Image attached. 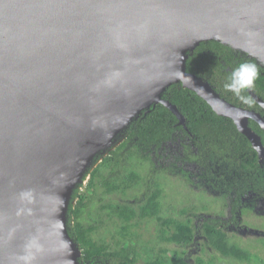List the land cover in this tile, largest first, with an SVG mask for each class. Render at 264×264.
<instances>
[{
    "label": "water",
    "instance_id": "obj_1",
    "mask_svg": "<svg viewBox=\"0 0 264 264\" xmlns=\"http://www.w3.org/2000/svg\"><path fill=\"white\" fill-rule=\"evenodd\" d=\"M209 40L264 67V0H0V264H79L74 190L142 111L158 103L184 125L162 98L172 85L263 152L247 125L262 119L186 71Z\"/></svg>",
    "mask_w": 264,
    "mask_h": 264
},
{
    "label": "trees",
    "instance_id": "obj_2",
    "mask_svg": "<svg viewBox=\"0 0 264 264\" xmlns=\"http://www.w3.org/2000/svg\"><path fill=\"white\" fill-rule=\"evenodd\" d=\"M245 62L255 64L259 70L250 90L264 96V67L247 55L217 41L201 42L185 64L187 72L206 81L226 102L253 108V101L246 90L242 95L249 99V103H242L224 88L232 70ZM162 98L177 107L184 118V125H179L177 117L161 104L150 107L148 113L142 111L138 119L130 124L122 142L88 172L84 191L81 193L79 189L74 190L67 212V226L70 238L80 250L79 264H138L139 252L135 247L124 242L115 244V248L100 244L92 237L98 225L95 219L91 223L83 222L85 213L89 217V195L99 186L105 195L119 193L123 198L127 191L139 190L132 198L135 206L105 204L99 207L102 210L108 209L118 218L122 223L121 233H129L132 220L157 218L161 226L160 232L164 234L162 239L177 246L191 242V219L183 217L188 214V210H193V206L188 210L181 209L178 216L181 220L160 219L158 214L159 198L164 186L161 180L173 185V189L178 188L180 177L175 171L178 160L195 162L202 173L213 179L214 188L222 191V200L236 197L232 205L234 209L240 198L248 193L264 196V135L261 139L263 152L258 157L257 151L236 130L232 121L216 115L194 92L181 85H172ZM178 138L183 139L182 155L171 157L165 153L164 144ZM85 178L86 175L83 179ZM120 208L129 209L124 212ZM98 213H95L96 217H99ZM190 214L194 215L193 212ZM220 225L221 222L216 219L205 221L203 229L209 245L222 256L238 260L249 259L244 252L229 245L227 235L219 228ZM173 257L175 255L171 258H149L141 264H176Z\"/></svg>",
    "mask_w": 264,
    "mask_h": 264
},
{
    "label": "rangeland",
    "instance_id": "obj_3",
    "mask_svg": "<svg viewBox=\"0 0 264 264\" xmlns=\"http://www.w3.org/2000/svg\"><path fill=\"white\" fill-rule=\"evenodd\" d=\"M129 127L124 129V131L116 138L117 140L113 141L107 151L101 153L96 157V159L87 167L86 178L82 184H85L87 181V174L92 170L100 160L106 156V154L115 148L122 139L125 138L127 130ZM169 151L176 153L178 151V142L172 141L171 143L165 146ZM80 189V188H79ZM134 190L127 191L126 197H121V195L111 194L105 195L103 189L99 186L94 193L89 195L90 201L87 208L89 211V217L87 213L83 217V222L85 224L91 223L95 219V213L99 211L101 204L110 203V204H120L124 202L127 196L134 195ZM164 198L160 200V203L163 204L161 207V216H170L174 219H180L181 209L186 208L190 209L192 204H196V200L193 198L192 191L182 192L179 188L176 190L173 189V185L166 183L163 187ZM100 201H98V199ZM199 206V205H198ZM219 206L215 205L214 210L218 211ZM255 213L249 215H244L239 224V230L232 232L228 230V243L244 252L249 259L247 260H238L230 256H222L214 250V248L208 244L203 245L204 238H199L192 246L187 248H181L175 244L164 243L161 240L156 238V229L158 221L155 220H144L139 222V226H132L131 231L134 234L136 240L130 243V246H135L139 252L138 264L142 263L143 260L147 257L159 255L160 250H166V256L176 255L178 259L186 261V264H264V203H260L259 207L255 209ZM86 211V212H87ZM124 211H126L124 209ZM192 211V210H188ZM225 214V210L222 213ZM257 216V218L255 217ZM104 220H106L107 215H103ZM113 220V219H112ZM116 226L114 222L107 221L101 228H99L95 233H93V240L100 243L106 244L115 248L116 244ZM200 261V262H199Z\"/></svg>",
    "mask_w": 264,
    "mask_h": 264
},
{
    "label": "flooded vegetation",
    "instance_id": "obj_4",
    "mask_svg": "<svg viewBox=\"0 0 264 264\" xmlns=\"http://www.w3.org/2000/svg\"><path fill=\"white\" fill-rule=\"evenodd\" d=\"M246 91H247L250 99L253 101V108H245V107H240V106H235V105H233V106L240 108L242 110L257 114L262 119V121L264 122V96L256 94L255 92H253L250 89H247ZM253 96H255L258 100H260L262 104L257 102ZM232 123H233V121H232ZM233 125L235 126L234 123H233ZM247 125L251 129V131H253L260 138V142H261L262 135H264V127L259 122L255 121L252 118L247 119ZM235 128H236V126H235ZM236 130H237V128H236ZM175 141L178 142V151L176 153H174V152L169 151L165 147L167 144L172 142V141L171 142L169 141L166 144H164L165 153L166 154L168 153L171 157H173V156H180L181 157V155H182L181 154V151H182V145L181 144L183 143V139L178 138ZM261 145H262V143H261ZM257 153H258V157H259V152L257 151ZM101 160H100V162H101ZM175 171L180 177V182L178 183L177 187L182 192L192 191L193 198L196 200V204L195 205L192 204L193 210L192 211L186 210L188 212V214H185L183 217V219L184 218H190L191 219V223H190V228L192 230L191 242L186 244V245L179 246L181 248H187L189 246H192L197 241L199 242V238H204L205 241H204L203 245H205V244L209 245L208 237L205 233V230L203 229V225H204L205 221L211 220V219L219 220L221 222V225L219 226V228H221V230L226 235H228V230H231V233H232V232H236V230L240 229L239 224H240V221L242 220V217L244 215L246 216V215H249L251 213H255V211H256L255 209L259 207L260 203H264V196H260L257 193H253V194L248 193V195H245V196L240 198L239 203L236 206V209H234V208H232V205H233V201L236 200V197H232V199H230L228 197L227 199H224L225 201L222 200V197H221L222 191L219 192V190H216L214 188L213 179L208 177L207 174L202 173L200 168L198 167V165L195 162L178 160V162L175 165ZM87 181H88V178H87ZM87 181L85 184H82V187H80L79 192L82 193L84 191V189L86 188V185H87ZM161 182H163L162 183L163 185H165V183H166V181L164 179H162ZM163 187H162V190H163ZM134 193L135 194L139 193V190H136ZM113 194L121 195L119 193H113ZM126 194H127V192L125 193V197H126ZM133 196L134 195L127 196L125 201L121 202V203L127 204V205L132 204L135 206L134 200L132 199ZM163 198H164V193H162L160 198H159L158 218L165 219V220L168 218L174 219L170 216H164V217L161 216V207L163 208V204L160 203V200H162ZM203 199H205V200H203ZM105 204H110V203H104L101 205H105ZM112 205H115V204H112ZM116 205H118V204H116ZM215 205L220 207V209L218 211L214 210ZM128 209L129 208H125L126 211H124L123 208H120V211L128 212ZM224 210H225V214L223 215L222 213ZM98 212H96V214L98 213L99 217H96V214H95V222L98 223L96 231L99 228H101L104 224H106L108 220L110 222H114V225L117 227L116 231H115V233H117L116 234V238H117L116 244L117 245H118V243L122 244L123 242L125 244L130 245L131 242L136 240L131 229L133 228L132 226H134V225L139 226L140 221H144V220L145 221L146 220L147 221L148 220L159 221V220H157V218H154V219L144 218V219L132 220L130 223L131 224L133 223V225H131V227L129 228V233L124 234V232L121 233L122 223H120L118 218L113 213H111L108 209L102 210V208L99 209ZM191 212H193L194 215L190 214ZM104 214L107 215L106 220H104V217H103ZM255 217L257 218V216H255ZM181 219L182 218L176 219V220H181ZM160 228H161L160 222H158L157 229H156V233H157L156 238L158 240H161L164 243H168L165 241V239H162V236H164V234H161ZM122 234L126 235V236L124 237ZM133 247H135V246H133ZM161 251L166 252L165 249H162V250H160L159 255L147 257L143 261H145L149 258H151V259L160 258V256L166 257V253H161ZM168 257L171 258L172 256H168ZM175 257H176V255H175ZM175 257H173V258L176 260V264H186L187 258H186V261H185V259L184 260L178 259V261H177V257L176 258Z\"/></svg>",
    "mask_w": 264,
    "mask_h": 264
},
{
    "label": "clouds",
    "instance_id": "obj_5",
    "mask_svg": "<svg viewBox=\"0 0 264 264\" xmlns=\"http://www.w3.org/2000/svg\"><path fill=\"white\" fill-rule=\"evenodd\" d=\"M258 75L259 70L255 64L241 63L232 70L229 79L224 83V88L242 103H249V99L242 93L253 87Z\"/></svg>",
    "mask_w": 264,
    "mask_h": 264
}]
</instances>
